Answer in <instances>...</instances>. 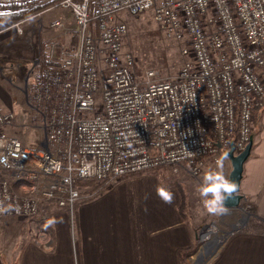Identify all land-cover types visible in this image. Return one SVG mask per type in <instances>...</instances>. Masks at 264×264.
<instances>
[{
  "label": "built area",
  "instance_id": "1",
  "mask_svg": "<svg viewBox=\"0 0 264 264\" xmlns=\"http://www.w3.org/2000/svg\"><path fill=\"white\" fill-rule=\"evenodd\" d=\"M49 8L70 12L75 40L50 44L51 64L33 83L39 146L6 132L15 114L0 106V204L10 208L0 219L43 220L53 204L68 211L73 231L79 181L108 186L160 166L195 176L206 158L215 162L231 144L235 154L245 148L264 107V0H58ZM145 11L183 41L186 61L174 76L138 80L132 54L122 52L127 28L116 16ZM25 20L11 24L16 33ZM51 27L66 29L60 20Z\"/></svg>",
  "mask_w": 264,
  "mask_h": 264
},
{
  "label": "crops",
  "instance_id": "2",
  "mask_svg": "<svg viewBox=\"0 0 264 264\" xmlns=\"http://www.w3.org/2000/svg\"><path fill=\"white\" fill-rule=\"evenodd\" d=\"M260 110L262 142L244 164L240 185L243 198L255 197L250 199L254 204L264 203V107ZM140 173L123 176L108 187L86 181L95 189L76 202L72 232L68 211L53 204L43 215L51 234L40 233L35 227L38 219L0 226V264H182L178 250L192 244V229L178 214L175 200L173 213L163 212L167 210L158 187L143 179L151 172ZM258 216V222L234 234L208 264H264V225Z\"/></svg>",
  "mask_w": 264,
  "mask_h": 264
},
{
  "label": "rangeland",
  "instance_id": "3",
  "mask_svg": "<svg viewBox=\"0 0 264 264\" xmlns=\"http://www.w3.org/2000/svg\"><path fill=\"white\" fill-rule=\"evenodd\" d=\"M54 20H60L66 29L51 27V22ZM115 21L126 25L122 52L132 54L134 59L132 73L136 79L141 80L148 72H154L156 79L174 76L186 61L180 54L183 41L168 38L155 22L151 11L136 15L122 12L116 16ZM13 22L16 21L0 23V106L15 114V121L12 126L6 128V132L20 139L25 145L39 146L44 138V131L42 119L33 106L31 90L37 80L36 66L40 62V51L44 50L41 49L42 45L49 52L50 44L54 42L68 43L75 40L72 31L74 23L70 12L60 8H49L25 20L21 24L22 34L16 33L11 27ZM258 73L264 81V65ZM262 110L254 115L251 123L253 147L246 162L253 159L254 148L262 142L260 137ZM209 168H215L212 157L206 158L201 172L195 176L185 166H177V168L160 166L147 170L151 174L148 173L150 175L143 177L155 185L153 188L159 187V184L174 193L178 214L192 229L193 249L186 255L185 264H208L234 234L242 232L244 228L252 225L253 221H257L258 219L255 220L257 215L264 225V203L250 202V199L255 197L243 198L240 206L230 209L227 215H210L204 210L197 188L203 173ZM230 170V161L226 160L224 174L228 176ZM142 174L146 173L143 171ZM87 184L80 186L84 198L95 189L89 187L90 183ZM160 203L167 210L163 212L173 213V203L167 204L162 200ZM254 205L257 206L256 210ZM65 217L68 220L67 212ZM15 221L20 223L23 220L0 219V226L9 227L10 222ZM71 227L70 224L69 228L72 232ZM120 228H125L123 220ZM8 233L6 229L3 235L7 237ZM202 250L206 255L201 261L199 254Z\"/></svg>",
  "mask_w": 264,
  "mask_h": 264
},
{
  "label": "clouds",
  "instance_id": "4",
  "mask_svg": "<svg viewBox=\"0 0 264 264\" xmlns=\"http://www.w3.org/2000/svg\"><path fill=\"white\" fill-rule=\"evenodd\" d=\"M189 155H192L189 152ZM229 159V152L224 151L215 161V168H209L202 175L197 191L204 210L215 216L227 215L230 211L227 202L237 197L239 186L229 176L224 174V162ZM0 163L7 166L6 160ZM157 195L164 203L171 204L174 201V193L164 186L157 188ZM10 208L0 204V212H7Z\"/></svg>",
  "mask_w": 264,
  "mask_h": 264
},
{
  "label": "trees",
  "instance_id": "5",
  "mask_svg": "<svg viewBox=\"0 0 264 264\" xmlns=\"http://www.w3.org/2000/svg\"><path fill=\"white\" fill-rule=\"evenodd\" d=\"M58 0H38L33 1L29 4H16V5H10V6H0V23L3 22H9V21H20L28 19L37 13L43 11L44 9L48 7H52L55 3H57ZM43 51H40V62L36 66L37 71V80L40 79V70L51 64V61L49 60L47 50H45L44 45H42ZM259 109L256 110L255 114H258ZM86 182L79 181L77 185L80 187L82 185H85ZM180 210L182 207L179 208ZM48 212V207H45L42 215H46ZM74 221V218H73ZM37 228H41L45 230L48 234H51V225L49 224L48 220L44 218L43 220H37L36 226ZM193 249V244H191L189 247L178 250V256L181 260L182 264H185V257L188 255Z\"/></svg>",
  "mask_w": 264,
  "mask_h": 264
},
{
  "label": "water",
  "instance_id": "6",
  "mask_svg": "<svg viewBox=\"0 0 264 264\" xmlns=\"http://www.w3.org/2000/svg\"><path fill=\"white\" fill-rule=\"evenodd\" d=\"M252 147H253V137L251 136L249 142L240 153L238 154L234 153V147L232 144L230 146V149L226 150L229 152L228 160L230 161L231 164V170L228 176L230 177V179H233L239 186L237 197L227 202V206H229L230 209L238 208L243 199V195L240 192V185L243 178L244 164L250 157Z\"/></svg>",
  "mask_w": 264,
  "mask_h": 264
},
{
  "label": "bare ground",
  "instance_id": "7",
  "mask_svg": "<svg viewBox=\"0 0 264 264\" xmlns=\"http://www.w3.org/2000/svg\"><path fill=\"white\" fill-rule=\"evenodd\" d=\"M208 252V251H207ZM205 252H204V250H202L201 252H200V254H199V259H201V261L203 260V258L205 257Z\"/></svg>",
  "mask_w": 264,
  "mask_h": 264
}]
</instances>
